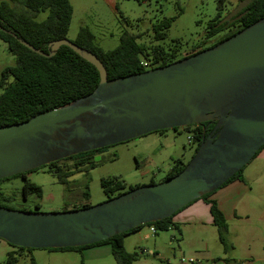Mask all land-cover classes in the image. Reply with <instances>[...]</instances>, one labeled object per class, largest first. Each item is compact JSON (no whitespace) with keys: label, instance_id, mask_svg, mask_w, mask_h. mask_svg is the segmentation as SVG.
I'll return each instance as SVG.
<instances>
[{"label":"water","instance_id":"1","mask_svg":"<svg viewBox=\"0 0 264 264\" xmlns=\"http://www.w3.org/2000/svg\"><path fill=\"white\" fill-rule=\"evenodd\" d=\"M66 46L95 67L94 90L0 127V179L142 135L215 120L175 176L84 208L38 212L0 206V239L31 249L81 247L170 217L217 190L264 144V16L227 39L168 65L107 80L91 52ZM204 132V130H203Z\"/></svg>","mask_w":264,"mask_h":264},{"label":"rangeland","instance_id":"2","mask_svg":"<svg viewBox=\"0 0 264 264\" xmlns=\"http://www.w3.org/2000/svg\"><path fill=\"white\" fill-rule=\"evenodd\" d=\"M69 3L72 7L66 35L69 41H74L79 28L85 27L92 33L95 43L102 50L108 51L115 49L121 34L127 32L137 36V42L160 47L166 52L173 51L177 57H181L193 50L207 47L211 41L224 35L225 32H221L207 40L208 42L205 41L208 25L218 13L220 21L229 20L246 2L224 0L221 10L218 9V0H69ZM46 15V12L40 13L37 20H43ZM166 19L170 20V25L165 30V37L157 41L153 38L151 28ZM15 63V57L8 51L6 43L0 39V80L2 70L14 66ZM10 80L8 77L7 82ZM193 135V125L151 132L88 152L86 153L89 156L88 161L78 167H75V164H80V161L69 159L57 161L54 167L41 166L26 173L25 177H12L2 182L0 193L11 201L0 202V205L13 210L67 211L106 201L107 195L100 184L102 180L118 179L126 187L149 185L150 181L159 183L175 160L179 159L183 164H187L194 155L196 141L188 142V138H192ZM55 168L69 171L71 175L66 178V184L58 182ZM25 181L40 187V197L34 192H29L25 198L23 197L22 186ZM36 204L38 208L35 207ZM262 208L264 204L257 206L254 216L251 217V223L238 219L228 221V231L234 234L240 233L243 238L251 228H262V223L258 221ZM180 229H183L185 235L184 242L181 241L180 231L175 228L158 230L156 234H152L149 226L144 225L142 247L151 249L153 245H157L162 259L147 253L141 254L140 246H136V242L131 238L127 241L126 249L130 253L140 255V258L132 264H166L164 261L166 259L178 264H190L187 261L181 262V259H188L192 249L189 245L190 241L196 242L199 239L207 241L212 251L221 249L211 227L195 229L185 226ZM171 235L174 236L172 239ZM6 248L8 251H14L16 262L13 264H30L31 261L34 264H47L48 256L52 257L55 264H116L112 255L106 260L96 262L87 260L76 250H67L66 255H60L56 250L46 249H34L39 250L36 252H41V256H37L35 262L28 255L32 250H21L11 245H7ZM235 251L238 255L235 256L236 258L242 257L243 253L239 247ZM8 254L4 253V249H0V264H8Z\"/></svg>","mask_w":264,"mask_h":264},{"label":"trees","instance_id":"3","mask_svg":"<svg viewBox=\"0 0 264 264\" xmlns=\"http://www.w3.org/2000/svg\"><path fill=\"white\" fill-rule=\"evenodd\" d=\"M223 2L224 0H218L219 10L222 9ZM239 2L246 3L241 10L231 16L229 20L220 21L218 13L208 25L205 33V41L214 38L221 32H225V34L219 37L210 47L227 39L264 16V0H239ZM42 12H46L47 15L43 20L38 21L37 17ZM71 15L72 7L69 0H0V39L6 43L8 51L16 60L14 66L6 67L2 70V79L0 80V127L22 122L34 115L66 104L92 92L97 86L99 75L95 67L78 56L70 48L61 46L55 52L54 56L45 57L32 52L19 42V39L26 41L34 48L48 54L49 44L51 42L67 39L66 35ZM169 25V19L153 25L151 28L153 38L157 41L162 40L165 37V30ZM71 42L93 53L100 60L106 70L107 80L159 68L209 48L196 49L187 55L177 57L173 51L166 52L160 47H151L144 43L137 42V36L123 32L119 38L118 46L113 50L104 51L95 43L92 33L85 27L79 28L75 40ZM143 62L147 63V67L143 66ZM8 77L11 79L9 82H7ZM215 122L216 121L213 120L193 125L194 135L192 138L197 144L195 152L202 138L213 129ZM263 147L264 144L253 158L257 156ZM86 153L88 152L65 158V160L73 158L80 161V164H76L75 166L78 167L88 161L89 156H87ZM56 162L48 165L54 167ZM185 165L186 164H183L179 159L175 160L161 182L178 174ZM244 167L220 187L238 178ZM54 171L58 176V182L66 184V178L71 175L68 173L69 171H64L61 168H55ZM26 173H21L12 177H25ZM12 177L0 179V185L2 182ZM100 184L103 192L107 195V199L119 196L131 189L141 186L135 185L126 187V185L118 179L102 180ZM149 184L155 183L150 181ZM29 192H34L37 197H40L41 190L36 184L25 181L22 186L23 197L25 198ZM212 193L213 192L203 195L199 199L206 200ZM9 201H11L10 198L0 193L1 203H7ZM208 204L213 219V225L217 230L218 241L222 244L224 251L228 252L232 249V245L227 241L228 228L224 216L217 208L215 202L210 201ZM35 207L38 208V204H36ZM84 207L88 206L84 205L82 208ZM185 207L181 208L176 213ZM22 210L26 211L25 209ZM176 213L163 220L145 225L153 226L156 231H164L170 227L178 229L177 225L172 222V217ZM143 226L144 225L138 226L107 240L86 246L46 250H80L98 244H109L111 246V255L116 264H132L138 259V254L130 253L125 250L123 238ZM8 245L10 246V244ZM12 246L13 245H11V247ZM17 248L21 250H34L31 248ZM15 262L16 257L13 256V253H9L7 263L13 264ZM30 264H34V262L31 261Z\"/></svg>","mask_w":264,"mask_h":264},{"label":"crops","instance_id":"4","mask_svg":"<svg viewBox=\"0 0 264 264\" xmlns=\"http://www.w3.org/2000/svg\"><path fill=\"white\" fill-rule=\"evenodd\" d=\"M164 178V177H163ZM162 180V179H161ZM161 180L159 182H161ZM155 183V182H154ZM149 184V183H148ZM145 185V184H141ZM264 147L259 151L257 156L250 160V162L245 165L240 176L231 182L227 183L225 186L218 188L213 191L206 200H195L191 202L184 209L176 213L172 217V222L177 225L178 231H180L181 241L184 242L185 235L183 229L180 227H193L207 229L211 227L214 229V234L217 242L221 245V249H214L209 245L207 241L197 240L196 242H191L189 245L192 247L189 252L188 259H192L190 264H264V208L258 215V221L262 223V228H251L246 234L241 238L240 233L234 234L228 231L227 241L232 245V249L225 252L222 244L218 241V235L216 227L213 225V219L210 214L208 202L213 201L216 203L217 208L220 210L226 224L230 220H244L251 223V217L254 216L256 208L258 205L264 204ZM253 214V215H252ZM149 230L152 234H156V229L154 232ZM174 228V227H170ZM169 229V228H168ZM211 231V230H210ZM233 236V239H232ZM174 236L171 235V239ZM133 238L136 242V246H140V253L150 254L158 259H162L159 253V247L153 245L151 249L147 247H142L143 245V233L142 227L123 238L124 248L126 249V244L129 239ZM7 243L0 239V249H4V253H14L13 250H7ZM242 250V257L236 258L237 248ZM233 250V251H232ZM39 250H32L28 252V255L36 262L37 256H41V252H36ZM56 253L60 255H66L67 250H56ZM78 251L84 258L91 261H101L106 260L111 256V246L109 244H98L91 247H86ZM232 251V252H231ZM128 252V250H127ZM63 253V254H61ZM47 264L53 263L51 256H48ZM140 255L138 254V259ZM166 264H178L169 259L164 260ZM162 263V262H161ZM182 264V263H180Z\"/></svg>","mask_w":264,"mask_h":264},{"label":"built area","instance_id":"5","mask_svg":"<svg viewBox=\"0 0 264 264\" xmlns=\"http://www.w3.org/2000/svg\"><path fill=\"white\" fill-rule=\"evenodd\" d=\"M142 64H143L144 67H147V63L143 62ZM191 140H193V138H188V142H190ZM151 231L154 232L155 229L153 227H151ZM183 261L192 262L193 260L192 259H185V260L181 259V262H183Z\"/></svg>","mask_w":264,"mask_h":264},{"label":"flooded vegetation","instance_id":"6","mask_svg":"<svg viewBox=\"0 0 264 264\" xmlns=\"http://www.w3.org/2000/svg\"><path fill=\"white\" fill-rule=\"evenodd\" d=\"M215 41H217V40H214V41H211L210 42V44L207 46V47H210V45H212ZM206 42H208V41H206ZM189 54V53H188ZM185 55H187V54H185ZM184 56V55H183ZM71 161H76V162H78V160H74L73 158H71L70 159ZM76 165V164H75Z\"/></svg>","mask_w":264,"mask_h":264}]
</instances>
